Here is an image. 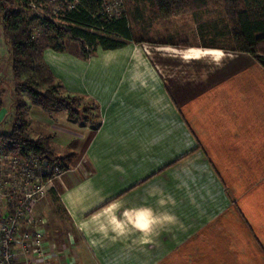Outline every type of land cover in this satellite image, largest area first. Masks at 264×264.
Wrapping results in <instances>:
<instances>
[{"label": "crops", "instance_id": "0c3cea01", "mask_svg": "<svg viewBox=\"0 0 264 264\" xmlns=\"http://www.w3.org/2000/svg\"><path fill=\"white\" fill-rule=\"evenodd\" d=\"M140 45L98 47L88 60L42 49L64 91L100 116L95 131L50 124L63 142L76 135L56 201L81 264H264V68L220 47H166L161 70ZM176 59L204 71L183 75ZM12 108L0 97V134Z\"/></svg>", "mask_w": 264, "mask_h": 264}, {"label": "trees", "instance_id": "16d2710c", "mask_svg": "<svg viewBox=\"0 0 264 264\" xmlns=\"http://www.w3.org/2000/svg\"><path fill=\"white\" fill-rule=\"evenodd\" d=\"M33 0H0V26L11 57V71L18 89L25 91L34 106L45 113L63 112L69 121L83 123L90 118L89 110L81 105V96L67 94L54 78L42 59V49L33 35L37 17L29 14ZM65 10L60 25L50 19L40 23L58 42L76 41L80 44L79 58L88 60L98 47L114 50L127 43H146L133 35L126 16H101L102 0H63ZM160 18L191 13L198 16L210 7H221L230 27L232 51L250 55L264 68V0H150ZM94 29L95 31H92ZM101 31V32H100ZM63 51L62 46L53 47ZM65 95H64V94ZM95 110L97 107L90 101ZM27 105L19 101L9 133L0 134V146L6 153L20 159L37 158L49 162L60 172L66 171L70 157H53L49 154L48 139L34 140L25 133V120L20 112ZM98 122L92 127L95 131ZM45 181L47 178H44ZM61 207V205H60Z\"/></svg>", "mask_w": 264, "mask_h": 264}, {"label": "rangeland", "instance_id": "374dc122", "mask_svg": "<svg viewBox=\"0 0 264 264\" xmlns=\"http://www.w3.org/2000/svg\"><path fill=\"white\" fill-rule=\"evenodd\" d=\"M65 3L63 0H33L29 5V14L32 17H37L38 21L33 24L34 38L39 42L40 47L45 46H62L66 50L76 51L80 53V44L76 41L62 40L61 42L54 39V37L45 31V28L40 24L45 19H50L57 24H64L59 19V16L64 13ZM100 15L112 16H126L130 22L133 35L137 39H143L146 43L140 46L143 50L147 51L149 55L159 64V68L164 70L163 58L173 52L165 50L166 47L187 48V47H220L229 52H233V40L230 33V27L221 7H210L205 12L198 14V16L191 13L183 14L176 17L160 18L156 14L150 0H102ZM92 31H95L92 29ZM101 32V31H100ZM243 54V53H241ZM171 69L174 71H181L184 74L203 72V66L188 65L178 60L169 62ZM64 94V93H63ZM65 95V94H64ZM0 97L11 105L13 115L8 120L6 128L8 133L12 129L14 121L15 108L17 103L21 100L27 103L25 108H21L20 112L23 114L25 120V133L34 140L48 139L49 154L53 157H70L67 170L75 164L78 153L74 138L68 142L61 140L62 136H57L50 128V124H54L61 133H68L66 126H62V121L66 119L63 112H49L45 113L38 107L37 118L31 117L30 108L34 106L28 98L25 91L18 89L11 71V57L8 51V46L2 35L0 26ZM81 105L86 106L90 113V118L85 122L79 123L78 121H69L75 123L78 128H89L98 122L96 116L97 112L91 102L87 99L81 100ZM32 105V106H30ZM36 119V120H35ZM47 120V121H45ZM76 126V127H77ZM71 133V130H68ZM21 166L26 170H30L36 177L38 175H49L52 173L49 162L41 163L37 158L33 159H20ZM48 165V166H47ZM55 166V165H54ZM43 169V172L41 171ZM66 170V171H67ZM48 171V173H47ZM60 174H53L50 178L44 181V195L32 204L31 212L34 217L35 229H39L43 235V244L45 250L51 256L50 261L53 264H81L79 251L83 249L82 242L79 236L75 233L70 221L60 208L56 201V194L58 191L57 181ZM15 176H19L18 171ZM245 178L244 175L236 176L237 180L233 185L242 183L241 179ZM13 178L6 179L5 194L11 197L14 202L25 199L23 191L13 186ZM234 180V181H235ZM246 180V179H245ZM22 185L28 183L26 177H20ZM228 190V189H227ZM239 198H244L241 202V208L246 212V189H234V193H239ZM229 194L233 197L230 190ZM29 201L26 202L29 205ZM239 213L240 210H239ZM51 247V248H50ZM82 264L84 262L82 261Z\"/></svg>", "mask_w": 264, "mask_h": 264}, {"label": "built area", "instance_id": "2783aa9c", "mask_svg": "<svg viewBox=\"0 0 264 264\" xmlns=\"http://www.w3.org/2000/svg\"><path fill=\"white\" fill-rule=\"evenodd\" d=\"M21 164L17 157L6 153L0 146V264H53L49 252L47 253L48 249L45 250L43 244V233L32 226L34 217L31 207L44 195L42 179H51L53 174L59 175L60 170L53 166L50 167L52 173L49 175L42 174L36 177ZM17 171L19 176L16 177ZM41 171L43 172V169ZM22 176L28 179L26 185L21 184ZM10 178L14 179L13 186L23 191L25 195L23 201L16 203L5 194L6 179ZM27 201L30 202L29 205L26 204Z\"/></svg>", "mask_w": 264, "mask_h": 264}]
</instances>
